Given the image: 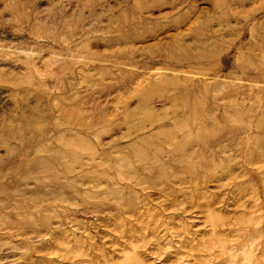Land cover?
Returning <instances> with one entry per match:
<instances>
[{
	"label": "rangeland",
	"instance_id": "1",
	"mask_svg": "<svg viewBox=\"0 0 264 264\" xmlns=\"http://www.w3.org/2000/svg\"><path fill=\"white\" fill-rule=\"evenodd\" d=\"M0 264H264V0H0Z\"/></svg>",
	"mask_w": 264,
	"mask_h": 264
}]
</instances>
